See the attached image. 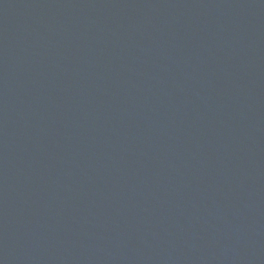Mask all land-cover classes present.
I'll return each mask as SVG.
<instances>
[{
    "label": "water",
    "instance_id": "obj_1",
    "mask_svg": "<svg viewBox=\"0 0 264 264\" xmlns=\"http://www.w3.org/2000/svg\"><path fill=\"white\" fill-rule=\"evenodd\" d=\"M0 264H264V0H0Z\"/></svg>",
    "mask_w": 264,
    "mask_h": 264
}]
</instances>
